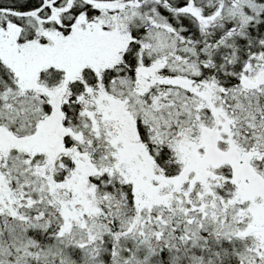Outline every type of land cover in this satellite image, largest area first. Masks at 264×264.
Segmentation results:
<instances>
[{
  "label": "snow or ice",
  "instance_id": "snow-or-ice-1",
  "mask_svg": "<svg viewBox=\"0 0 264 264\" xmlns=\"http://www.w3.org/2000/svg\"><path fill=\"white\" fill-rule=\"evenodd\" d=\"M0 264H264V0H0Z\"/></svg>",
  "mask_w": 264,
  "mask_h": 264
}]
</instances>
